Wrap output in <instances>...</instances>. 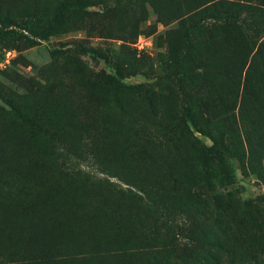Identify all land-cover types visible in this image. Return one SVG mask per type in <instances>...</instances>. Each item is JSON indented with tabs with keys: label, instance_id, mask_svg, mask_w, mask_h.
I'll use <instances>...</instances> for the list:
<instances>
[{
	"label": "rangeland",
	"instance_id": "374dc122",
	"mask_svg": "<svg viewBox=\"0 0 264 264\" xmlns=\"http://www.w3.org/2000/svg\"><path fill=\"white\" fill-rule=\"evenodd\" d=\"M207 1L0 0V264L210 260L204 224L264 264V130L237 80L199 68L246 42L193 32Z\"/></svg>",
	"mask_w": 264,
	"mask_h": 264
},
{
	"label": "trees",
	"instance_id": "16d2710c",
	"mask_svg": "<svg viewBox=\"0 0 264 264\" xmlns=\"http://www.w3.org/2000/svg\"><path fill=\"white\" fill-rule=\"evenodd\" d=\"M138 2H147V0H138ZM204 4L207 6L202 10L196 11L186 17L192 24L194 33L215 34L216 38L220 39L223 43L230 41V39L234 42V40L239 41L241 38H244L246 45L238 48L240 55L235 56L234 61L229 60V64L222 62L212 63L208 60H203L204 62L199 68L201 72H204V77L207 79L214 73L226 71L233 81L237 80L234 84L238 83L243 87L242 100H248V109L250 111L254 110L251 111L254 112L253 119L260 122L264 130V0H210ZM74 8H80V6H75ZM13 25L14 23L9 21L2 23L0 26V37L3 33L9 31ZM88 51L107 61L113 60L116 57L113 54L105 55L104 52L95 48H91ZM242 62L247 65V70L245 69L246 74L243 78L242 73H244V70L241 65ZM153 115L158 116V113L153 112ZM172 117L183 120L189 126L198 125L199 117L192 115L191 111L183 110L180 115L172 112ZM215 118L214 112L208 116L209 121ZM224 147L225 142L221 141L220 144L214 143L210 148L202 147L201 151L205 160H207L208 153L209 155L219 156L225 151ZM207 175L208 178L205 181L206 187L209 190L204 194L203 201L210 206H215L217 211H219L218 217L225 220L229 217V214H227V210L224 208L230 205L231 195L225 196L221 193L210 194L214 190L210 187L214 184L210 178L211 173L206 172ZM246 204L249 206L248 203ZM204 226L205 224L202 226L206 237L205 245L213 249L216 255L209 256L210 260L190 257V262L187 261V264H221L219 260L221 252L227 253L228 264H238L235 248L233 249L232 247V251L230 249L232 236H228L226 231L222 232L224 236H214L213 232L209 231L208 225ZM189 251L191 252L190 249ZM208 255L210 254L208 253Z\"/></svg>",
	"mask_w": 264,
	"mask_h": 264
}]
</instances>
